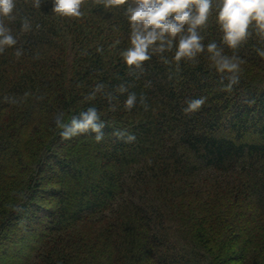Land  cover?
<instances>
[{
	"label": "trees",
	"instance_id": "trees-1",
	"mask_svg": "<svg viewBox=\"0 0 264 264\" xmlns=\"http://www.w3.org/2000/svg\"><path fill=\"white\" fill-rule=\"evenodd\" d=\"M35 3L16 0L15 19L3 18L16 42L0 50V264H264V37L254 22L230 49L212 0L203 43L243 61L226 91L206 50L173 59L178 38L129 67L127 5L83 0L82 15L66 17L53 0ZM89 108L103 139L62 138L57 116L70 124Z\"/></svg>",
	"mask_w": 264,
	"mask_h": 264
},
{
	"label": "clouds",
	"instance_id": "clouds-1",
	"mask_svg": "<svg viewBox=\"0 0 264 264\" xmlns=\"http://www.w3.org/2000/svg\"><path fill=\"white\" fill-rule=\"evenodd\" d=\"M82 3L83 0H53L52 10L61 16L80 17ZM97 3H103L105 8L127 5L125 15L131 28V46L122 56L129 67H141L151 59L153 53L171 51L173 41L178 38L173 57L177 63L182 59L194 60L206 50L216 72L227 74L229 83L225 90L231 91L232 86L239 83L243 61L239 57L225 55L215 42L205 45L204 37L200 34L212 12V0H97ZM35 6H40V0H36ZM15 7L16 0H0V50L3 45L11 46L16 42L3 24V18L15 19ZM216 21L223 32V42L235 50L251 36L249 29L253 22L257 35L264 37V0H220ZM258 54L264 58V51L258 50ZM134 101L135 95H130L125 102L126 109L130 110ZM205 102L206 97L188 100L183 112H198ZM99 120L97 110L89 108L81 113L80 118L73 117L70 124L63 123L61 117L57 116L56 126L63 129L60 135L64 139L91 130L96 133L95 140L100 142L104 125ZM114 134L124 136L121 132ZM134 139V135H127V141Z\"/></svg>",
	"mask_w": 264,
	"mask_h": 264
}]
</instances>
